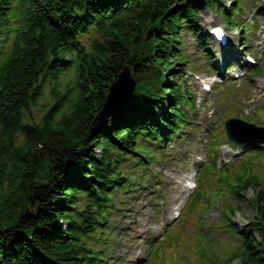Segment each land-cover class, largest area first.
I'll use <instances>...</instances> for the list:
<instances>
[{
  "label": "trees",
  "instance_id": "1",
  "mask_svg": "<svg viewBox=\"0 0 264 264\" xmlns=\"http://www.w3.org/2000/svg\"><path fill=\"white\" fill-rule=\"evenodd\" d=\"M197 18L185 0H0V264H108L98 246H107L117 196L144 181L129 160L147 166L150 151H166L188 122L182 36L202 38ZM125 68L132 100L119 116L101 117ZM227 173L236 204L256 190L255 216L230 231L232 257L208 263L264 264V187L250 167L232 182ZM235 207L223 216L229 228Z\"/></svg>",
  "mask_w": 264,
  "mask_h": 264
},
{
  "label": "rangeland",
  "instance_id": "2",
  "mask_svg": "<svg viewBox=\"0 0 264 264\" xmlns=\"http://www.w3.org/2000/svg\"><path fill=\"white\" fill-rule=\"evenodd\" d=\"M220 4L222 9L230 13L236 6L233 0H220ZM240 6L243 13L238 21L253 28L249 37L240 29L236 33L227 29L225 19L216 9L200 11L197 24L206 33L211 26L223 27L231 42H234V51L240 60L246 54L251 55L262 66L264 0H239ZM205 45L211 57L219 61L222 54L220 49L213 47L211 41ZM183 46L190 65L187 67L185 83L180 84L187 86L184 91L196 101L197 114L190 112L192 127H184L183 137H176L170 149L165 151L161 163L156 161L148 171L147 181L156 184L152 192L148 186L140 183L141 187L132 189V193L118 195L119 201L124 202L121 208L124 211L115 207L112 227L103 236L107 246H98L100 252H106L109 264H209L214 255L223 260L230 259L238 244L223 220V210L235 206L229 186L220 181L223 177L219 173L212 174L210 171L203 187L208 191L207 197L214 199L213 204L209 210H204L201 203L196 210L189 211L190 200L188 194L182 193V184L189 174L190 180L196 179L198 182L200 167L209 165L213 158L217 170H229L230 182L241 174L242 166L251 161L250 168L256 171L264 187V158L251 159L249 152L228 147L223 127L224 120L229 118L242 119L264 127V65L260 76L249 75L250 71L245 74V69H232L223 84H215L213 92L208 93L203 84H210L205 78L212 75V68L208 65L206 54L190 33H185ZM242 72L244 77L233 78ZM61 90L65 91L63 88ZM46 102H49V98L45 99L42 106L47 107ZM35 114L38 115V111ZM251 117L257 118L253 120ZM211 141L215 143L214 148ZM261 149L264 151V146ZM140 175L145 174L141 172ZM240 196L243 201L240 205L242 210L229 219L235 227H240V224H245L255 216V210L249 202L256 196V190L250 187L240 192ZM177 208L182 211V215L175 226H169L168 220ZM60 225L64 226L63 223ZM231 264H241V261L234 259Z\"/></svg>",
  "mask_w": 264,
  "mask_h": 264
},
{
  "label": "water",
  "instance_id": "3",
  "mask_svg": "<svg viewBox=\"0 0 264 264\" xmlns=\"http://www.w3.org/2000/svg\"><path fill=\"white\" fill-rule=\"evenodd\" d=\"M200 10L205 8L204 0H188ZM135 90V82L130 69L125 68L117 80L109 87L105 104L100 112L101 117L120 115L125 110ZM228 138L234 144L241 146L248 143H264V130L247 125L244 122L232 120L226 124Z\"/></svg>",
  "mask_w": 264,
  "mask_h": 264
},
{
  "label": "bare ground",
  "instance_id": "4",
  "mask_svg": "<svg viewBox=\"0 0 264 264\" xmlns=\"http://www.w3.org/2000/svg\"><path fill=\"white\" fill-rule=\"evenodd\" d=\"M264 145H262V147H263Z\"/></svg>",
  "mask_w": 264,
  "mask_h": 264
}]
</instances>
